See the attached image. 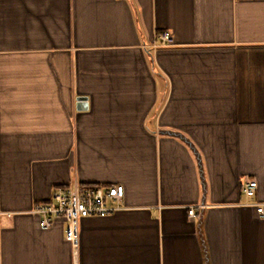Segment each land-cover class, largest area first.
I'll list each match as a JSON object with an SVG mask.
<instances>
[{
  "label": "crops",
  "instance_id": "1",
  "mask_svg": "<svg viewBox=\"0 0 264 264\" xmlns=\"http://www.w3.org/2000/svg\"><path fill=\"white\" fill-rule=\"evenodd\" d=\"M75 184L124 198L74 255ZM259 206L264 0H0V264H264Z\"/></svg>",
  "mask_w": 264,
  "mask_h": 264
},
{
  "label": "built area",
  "instance_id": "2",
  "mask_svg": "<svg viewBox=\"0 0 264 264\" xmlns=\"http://www.w3.org/2000/svg\"><path fill=\"white\" fill-rule=\"evenodd\" d=\"M159 41L161 46L173 45L168 33H162ZM256 189L257 183L252 181L244 185L242 192L250 198L255 195ZM123 198V186L75 184L73 187L55 190L49 202L35 205L30 214L38 218L42 230L53 227L58 219H62L65 224V240L75 255L79 247L80 221L89 217L106 218L113 215L123 208ZM257 213L264 216V206L257 207ZM188 215L192 217L194 210L190 209Z\"/></svg>",
  "mask_w": 264,
  "mask_h": 264
},
{
  "label": "water",
  "instance_id": "3",
  "mask_svg": "<svg viewBox=\"0 0 264 264\" xmlns=\"http://www.w3.org/2000/svg\"><path fill=\"white\" fill-rule=\"evenodd\" d=\"M87 107H88L87 98L79 97L77 99V110L84 111V110H87Z\"/></svg>",
  "mask_w": 264,
  "mask_h": 264
}]
</instances>
